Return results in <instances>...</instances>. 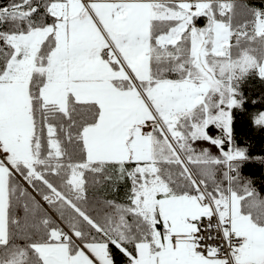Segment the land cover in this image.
Here are the masks:
<instances>
[{
	"label": "snow or ice",
	"instance_id": "snow-or-ice-1",
	"mask_svg": "<svg viewBox=\"0 0 264 264\" xmlns=\"http://www.w3.org/2000/svg\"><path fill=\"white\" fill-rule=\"evenodd\" d=\"M249 80L264 7L0 0V264H264Z\"/></svg>",
	"mask_w": 264,
	"mask_h": 264
},
{
	"label": "trees",
	"instance_id": "trees-1",
	"mask_svg": "<svg viewBox=\"0 0 264 264\" xmlns=\"http://www.w3.org/2000/svg\"><path fill=\"white\" fill-rule=\"evenodd\" d=\"M205 21L203 19L198 21V24L203 25ZM242 90L244 95L247 97L248 102L245 105V108L248 112H253L256 110H264V84H262L259 80H249L243 86ZM252 101H258L255 105H253ZM237 123H236V137L237 142L241 145L247 144L250 146L251 150L254 152H258L264 147V134L254 133L250 129H245L248 132L245 135V131L241 130V126L239 123V113H237ZM246 120V117L244 118ZM213 134L217 133V130L213 127L210 129ZM205 147H210V145L205 144ZM213 152L216 151L215 148L211 149ZM243 174L247 177H250L254 183L257 190L261 195H264V167H261L257 164H251L244 168ZM27 187V185H25ZM31 191V189H29ZM122 194V190H121ZM39 199V197H37ZM47 207V205H45ZM51 211V210H49ZM20 215H23L22 210L19 212ZM53 217L56 218V214L52 213Z\"/></svg>",
	"mask_w": 264,
	"mask_h": 264
},
{
	"label": "crops",
	"instance_id": "crops-1",
	"mask_svg": "<svg viewBox=\"0 0 264 264\" xmlns=\"http://www.w3.org/2000/svg\"><path fill=\"white\" fill-rule=\"evenodd\" d=\"M237 4L241 5V4H247L250 7H264V0H237ZM238 13L240 12V9H237Z\"/></svg>",
	"mask_w": 264,
	"mask_h": 264
}]
</instances>
